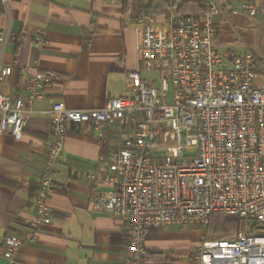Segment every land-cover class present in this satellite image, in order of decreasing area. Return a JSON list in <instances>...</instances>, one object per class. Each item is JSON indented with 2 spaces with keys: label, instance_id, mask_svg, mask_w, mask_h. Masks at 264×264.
Returning a JSON list of instances; mask_svg holds the SVG:
<instances>
[{
  "label": "built area",
  "instance_id": "obj_1",
  "mask_svg": "<svg viewBox=\"0 0 264 264\" xmlns=\"http://www.w3.org/2000/svg\"><path fill=\"white\" fill-rule=\"evenodd\" d=\"M201 4L199 13H170L166 26L142 27L137 60L157 79L143 80L138 69L127 72L131 95L101 109L69 110L51 102V135L27 223L31 231L51 221L47 200L67 126L115 122L122 136L100 158L102 177L91 169L72 172L105 188L91 198V211L125 223L124 264L150 259L146 238L153 227L195 229L215 215L239 219L243 228L227 239L202 238L194 264H264V66L248 48L235 50L219 38V26L229 17L264 20V0ZM6 42L0 33V59ZM10 74L0 63V83ZM61 82L58 73L47 71L26 76L16 98L0 92V134L19 140L27 109ZM22 242L6 235L4 257L12 259Z\"/></svg>",
  "mask_w": 264,
  "mask_h": 264
},
{
  "label": "crops",
  "instance_id": "obj_2",
  "mask_svg": "<svg viewBox=\"0 0 264 264\" xmlns=\"http://www.w3.org/2000/svg\"><path fill=\"white\" fill-rule=\"evenodd\" d=\"M181 2L0 0V33L7 37L0 63L11 68L0 92L18 97L28 75L52 71L62 77L44 100L27 109L19 140L0 134V264L125 263V223L117 216L91 211V198L105 188L72 172L91 169L102 177L100 158L122 136L115 122L102 128L67 126L54 169L55 187L47 200L51 221L36 232L27 227L34 216L51 135L49 108L59 101L69 110L101 109L109 100L131 95L127 72L138 69L143 80L153 78L154 73H147L137 60L142 27L166 26L167 16L178 13ZM37 36L43 38L42 44L36 43ZM200 229L153 227L146 238L151 257L145 264H194L196 250L206 237ZM6 235L23 241L12 259L3 255Z\"/></svg>",
  "mask_w": 264,
  "mask_h": 264
},
{
  "label": "rangeland",
  "instance_id": "obj_3",
  "mask_svg": "<svg viewBox=\"0 0 264 264\" xmlns=\"http://www.w3.org/2000/svg\"><path fill=\"white\" fill-rule=\"evenodd\" d=\"M219 38L229 47L243 51L245 48L251 50L259 59L262 66H264V20L255 17L250 18L246 16L242 17H229L228 22H222L219 26ZM154 79H157V75L152 74ZM227 218L225 220H228ZM209 224V222H208ZM208 224L201 225L195 229L204 231L206 235V229ZM264 232H261L263 234ZM232 236V234L230 235Z\"/></svg>",
  "mask_w": 264,
  "mask_h": 264
},
{
  "label": "trees",
  "instance_id": "obj_4",
  "mask_svg": "<svg viewBox=\"0 0 264 264\" xmlns=\"http://www.w3.org/2000/svg\"><path fill=\"white\" fill-rule=\"evenodd\" d=\"M202 0H182L177 7L179 14L199 13L203 10ZM162 14H167L162 11ZM15 39L11 36V40ZM215 215L210 218L206 237L211 240H222L234 236L243 228V223L239 219ZM232 234V236H230Z\"/></svg>",
  "mask_w": 264,
  "mask_h": 264
}]
</instances>
